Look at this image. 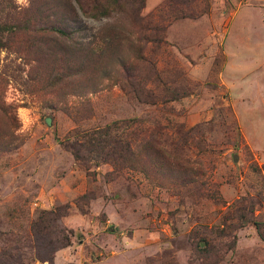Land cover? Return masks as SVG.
I'll list each match as a JSON object with an SVG mask.
<instances>
[{"label":"rangeland","instance_id":"rangeland-1","mask_svg":"<svg viewBox=\"0 0 264 264\" xmlns=\"http://www.w3.org/2000/svg\"><path fill=\"white\" fill-rule=\"evenodd\" d=\"M71 1L65 37L54 0H0V264H264V0H122L101 20ZM108 27L129 71L104 78L77 52ZM115 123L128 165L82 138Z\"/></svg>","mask_w":264,"mask_h":264},{"label":"trees","instance_id":"trees-1","mask_svg":"<svg viewBox=\"0 0 264 264\" xmlns=\"http://www.w3.org/2000/svg\"><path fill=\"white\" fill-rule=\"evenodd\" d=\"M52 11H56L53 13L54 18L56 19L55 23H50L51 30L61 34L65 37H70V34L66 32L63 28H68L71 20H74V5L71 0H54ZM78 1V0H75ZM143 6L138 9L136 15L143 10ZM59 11V12H58ZM65 13H64V12ZM58 12V13H57ZM127 12V7L122 0H93V4L91 3V7L87 10H83V15L86 18L93 20H101V19H109L114 17V14H125ZM76 16V14H75ZM7 29L5 27H0V33L5 32ZM46 31V29H43ZM121 33L120 30L116 28L108 27L106 29L98 32L94 38L84 46L78 53V57L81 60V67L83 66H92L93 69H98L104 78H111L112 70L111 68H106L105 63L108 59H111L110 64L118 63L122 66L126 71H129L128 63L125 61L123 56H119L120 53L119 45L121 42ZM160 39L156 38L155 41H159ZM5 41L0 39V50L6 48L4 43ZM134 51L135 59L138 60L143 59V55L138 53V48L131 47V51ZM142 56V58H141ZM80 67H78L79 69ZM80 70V69H79ZM110 73V74H109ZM86 101V99H85ZM119 123H115L114 125H108L105 129L93 130L84 134L82 138H86L84 143L87 145V150L89 153L93 152V156L98 159V163L110 162L115 166L118 165H128L133 158L132 155V141H131V132L129 130H125L121 132V134L114 135L113 131L118 128ZM128 127V126H127ZM118 130V129H117ZM92 132V133H91ZM90 136V137H89ZM89 137V138H88ZM76 157L80 158L78 153H74ZM92 197L88 193L84 194L78 199V205L86 212L85 206L88 204ZM67 207H60L57 209H53L49 212L42 213L38 220L34 223V228L36 230L37 235L41 236L44 232L48 234L51 233V224H55V221L59 220ZM242 221L239 223L240 226H245L246 217H241ZM223 225L224 222H223ZM58 245L67 246L70 243V240L67 237L56 241V243L52 244V250H55ZM56 245V246H55ZM201 246H204V249H207V252H210L211 245L207 242V240L203 241ZM36 260L51 262L53 260V256L50 255L47 259L43 258L41 253L37 254Z\"/></svg>","mask_w":264,"mask_h":264},{"label":"water","instance_id":"water-1","mask_svg":"<svg viewBox=\"0 0 264 264\" xmlns=\"http://www.w3.org/2000/svg\"><path fill=\"white\" fill-rule=\"evenodd\" d=\"M51 123H52L51 119H48V120H47V124H48L49 126H51Z\"/></svg>","mask_w":264,"mask_h":264}]
</instances>
